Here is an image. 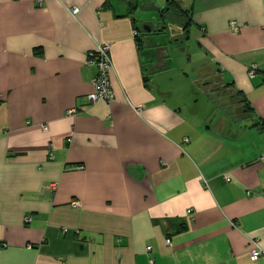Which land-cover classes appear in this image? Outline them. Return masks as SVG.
<instances>
[{
	"label": "crops",
	"instance_id": "obj_1",
	"mask_svg": "<svg viewBox=\"0 0 264 264\" xmlns=\"http://www.w3.org/2000/svg\"><path fill=\"white\" fill-rule=\"evenodd\" d=\"M170 1L0 0V264H264V0ZM169 34L245 113L168 102ZM97 42L114 98L89 102Z\"/></svg>",
	"mask_w": 264,
	"mask_h": 264
},
{
	"label": "rangeland",
	"instance_id": "obj_2",
	"mask_svg": "<svg viewBox=\"0 0 264 264\" xmlns=\"http://www.w3.org/2000/svg\"><path fill=\"white\" fill-rule=\"evenodd\" d=\"M158 2L159 0H155ZM176 4H179L183 9L186 6L184 0H176ZM153 3V7H155ZM140 11L148 13V21L152 24H157L160 19L159 10L153 9L151 5L144 2ZM162 8V7H160ZM159 8V9H160ZM181 11V10H179ZM165 44L168 55L164 57L172 64L168 70V74L163 77L164 88L172 90L174 92V101L169 99V103L175 107H180L185 111L197 113L200 117L208 116L211 111L220 108L216 107V104H225L226 108L232 110L231 112L238 113L239 108H243V104L234 98L232 89H225L217 87V83L214 79L206 78L204 73H199V69L205 70L207 60L202 57L201 51L196 46L194 41H187L183 39L181 34L169 36L165 35ZM206 81H210L209 85H206ZM158 88L159 83L153 82ZM171 100V101H170ZM188 108V110H187ZM242 112L245 113L244 109ZM223 112H220L222 114ZM223 115V114H222Z\"/></svg>",
	"mask_w": 264,
	"mask_h": 264
},
{
	"label": "built area",
	"instance_id": "obj_3",
	"mask_svg": "<svg viewBox=\"0 0 264 264\" xmlns=\"http://www.w3.org/2000/svg\"><path fill=\"white\" fill-rule=\"evenodd\" d=\"M69 11L76 15L79 10V5H70L68 7ZM231 25L234 29H237V25L235 24V21L231 22ZM86 61L88 64H92L95 67V73L90 79V82L93 85V90L87 94V99L89 102H94L98 99H104V100H111L114 98V92L111 85L110 80V71L112 69V60L110 56V43L108 42H97L95 46L90 49L87 52ZM258 64L256 62H252L249 64L248 67V75L253 76L255 75ZM135 111L139 112L141 110V107L139 106H133ZM72 111V109H69L68 112ZM188 140V138H184V141ZM264 158V155L262 156ZM79 168L82 167V165L78 166ZM70 204L72 206H77L79 204V201L77 199H73ZM26 220H29L28 218ZM65 230V229H64ZM165 242L170 244L171 239L166 238ZM249 243V257L252 260L258 259L261 255L264 254V249L260 245L259 239L257 237H249L248 238ZM151 246H147V249L149 250ZM152 261V259H150Z\"/></svg>",
	"mask_w": 264,
	"mask_h": 264
},
{
	"label": "trees",
	"instance_id": "obj_4",
	"mask_svg": "<svg viewBox=\"0 0 264 264\" xmlns=\"http://www.w3.org/2000/svg\"><path fill=\"white\" fill-rule=\"evenodd\" d=\"M172 2H173V0L170 1V4H171ZM176 2H177V1L174 0V3H175V4H176ZM176 5H178V4H176ZM179 10H181V11H179ZM175 13L178 14V16H182V13H184V9H179L178 7H176V11H175ZM186 24H187V23H186ZM183 26H184V28H186L185 24H184ZM184 28H183V30H185ZM186 36H187V35H186ZM238 93L241 95L240 92H238ZM243 101H244V98H243ZM244 111H245V110H244Z\"/></svg>",
	"mask_w": 264,
	"mask_h": 264
}]
</instances>
